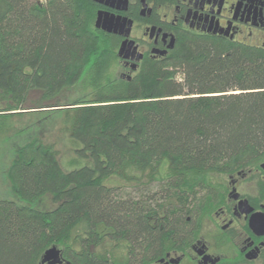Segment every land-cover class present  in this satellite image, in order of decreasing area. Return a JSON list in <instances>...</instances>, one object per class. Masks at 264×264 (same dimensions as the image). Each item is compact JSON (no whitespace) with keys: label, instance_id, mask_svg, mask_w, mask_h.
Wrapping results in <instances>:
<instances>
[{"label":"trees","instance_id":"trees-1","mask_svg":"<svg viewBox=\"0 0 264 264\" xmlns=\"http://www.w3.org/2000/svg\"><path fill=\"white\" fill-rule=\"evenodd\" d=\"M93 18L92 0H0V112L47 106L71 150L65 166L54 141L14 148L0 264H40L51 245L67 264H119L118 247L121 264H147L187 235L182 212L220 174L264 157V48L186 32L126 78ZM30 90L48 104L23 106ZM109 177L158 186L119 196Z\"/></svg>","mask_w":264,"mask_h":264},{"label":"flooded vegetation","instance_id":"flooded-vegetation-1","mask_svg":"<svg viewBox=\"0 0 264 264\" xmlns=\"http://www.w3.org/2000/svg\"><path fill=\"white\" fill-rule=\"evenodd\" d=\"M92 3L93 25L115 36L116 52L124 39L133 41L126 57L117 54L118 74L126 78L145 57L154 60L167 57L178 37L186 32L264 48V0H92ZM98 11L124 17L125 23L129 20L128 33L125 27L107 31L96 26ZM133 46L136 50L131 53ZM218 177L219 189L209 191L206 206L182 212L191 223L186 228L187 235L172 240L167 248L161 249V255L147 264H264V157L257 165ZM122 251L116 256L119 264L127 258ZM60 259L56 264H67L61 252Z\"/></svg>","mask_w":264,"mask_h":264},{"label":"rangeland","instance_id":"rangeland-1","mask_svg":"<svg viewBox=\"0 0 264 264\" xmlns=\"http://www.w3.org/2000/svg\"><path fill=\"white\" fill-rule=\"evenodd\" d=\"M71 96L65 97L69 98ZM4 104L5 100L0 99V107L4 106ZM40 104H48V100L40 99L39 90H30L23 106L29 107ZM47 108V106L39 108L30 107L22 109H34V111L0 112V198L14 196L7 178V167L12 159L14 148L26 140L28 136L36 135L42 141H54L55 146L59 149L60 161L65 166L68 164L67 160L71 156L68 135L59 129L60 123L57 119L60 118L57 112L53 113L50 110H46ZM105 183L116 186V192L119 196H126L127 194L135 195L139 190L147 189L152 191L158 186V182L156 181H152L149 184H137L126 182L117 177H109L105 180ZM41 204L49 206L50 202L48 199H44ZM104 248L103 245H99L97 251H102ZM115 249H117L114 251L116 254L122 251L120 247Z\"/></svg>","mask_w":264,"mask_h":264},{"label":"water","instance_id":"water-1","mask_svg":"<svg viewBox=\"0 0 264 264\" xmlns=\"http://www.w3.org/2000/svg\"><path fill=\"white\" fill-rule=\"evenodd\" d=\"M130 24L131 22L129 20L127 21V23H125L124 17L120 18L119 16L116 17H113L111 15L109 16L105 13L102 14L101 11H98L95 19V25L101 26L103 29L107 31L116 30V28L119 26L120 28L125 27V33H128ZM132 42H133L132 40L124 39L117 49V54L119 56L126 57L127 56L126 52L130 50L132 46ZM135 50L136 47L133 46L130 52L134 53ZM138 55H140V53H138ZM60 262H61L60 249L56 245H51L46 249H44L41 255L40 264H44V263L56 264Z\"/></svg>","mask_w":264,"mask_h":264}]
</instances>
